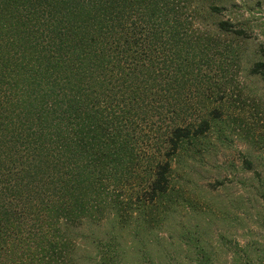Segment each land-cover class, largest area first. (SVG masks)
<instances>
[{
    "label": "trees",
    "instance_id": "trees-1",
    "mask_svg": "<svg viewBox=\"0 0 264 264\" xmlns=\"http://www.w3.org/2000/svg\"><path fill=\"white\" fill-rule=\"evenodd\" d=\"M189 2L0 0V264H75L70 227L105 204L119 217L164 204L172 160L210 128L207 117L178 119L186 108L175 104L202 80L193 67L208 64L204 50L219 49L193 26ZM216 27L246 36L239 22ZM250 72L264 78V61ZM148 146L142 191L123 197ZM97 246L98 264H125L116 244ZM229 250L230 264H264L242 258L245 246ZM187 264L217 263L198 247Z\"/></svg>",
    "mask_w": 264,
    "mask_h": 264
},
{
    "label": "rangeland",
    "instance_id": "rangeland-1",
    "mask_svg": "<svg viewBox=\"0 0 264 264\" xmlns=\"http://www.w3.org/2000/svg\"><path fill=\"white\" fill-rule=\"evenodd\" d=\"M211 5L221 11L210 13ZM188 6L193 26L219 49L204 50L208 64L193 67L202 80L194 77L175 104L186 108L178 119L194 124L207 117L209 131L174 157L172 191L152 215L128 211L119 217L105 204L97 217L70 227L75 264H98L100 241L116 244L125 264L172 259L187 264L198 247L217 264H230L229 249L242 246L247 248L242 258L264 263V78L250 72L253 62L264 61V0H190ZM220 20L242 23L246 36L218 33ZM146 149L139 176L123 197L142 191L155 153L152 146Z\"/></svg>",
    "mask_w": 264,
    "mask_h": 264
}]
</instances>
